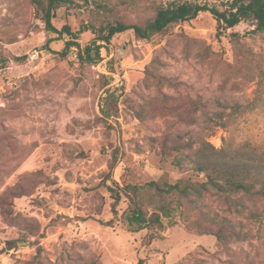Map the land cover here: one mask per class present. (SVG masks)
<instances>
[{
  "label": "rangeland",
  "instance_id": "rangeland-1",
  "mask_svg": "<svg viewBox=\"0 0 264 264\" xmlns=\"http://www.w3.org/2000/svg\"><path fill=\"white\" fill-rule=\"evenodd\" d=\"M182 1L232 0H65L55 30L30 0H0V264H264L262 200L228 205L211 190L156 231H131L124 194L113 211L108 186L204 178L188 158L163 160V137L204 138L218 160L264 170V31L251 18L226 29L199 12L147 40L128 29L93 65L64 52L65 25L83 47ZM213 213L244 238L220 245L188 224Z\"/></svg>",
  "mask_w": 264,
  "mask_h": 264
},
{
  "label": "trees",
  "instance_id": "trees-1",
  "mask_svg": "<svg viewBox=\"0 0 264 264\" xmlns=\"http://www.w3.org/2000/svg\"><path fill=\"white\" fill-rule=\"evenodd\" d=\"M30 2L46 28L55 30L52 25L54 10L65 0H30ZM199 12L212 14L218 27L231 28L240 21L251 18L256 29L264 31V0H232L224 10L196 2H172L158 7L154 16L143 22L125 23L115 20L108 23L94 41L83 47L75 41L76 36L67 25L63 26L62 31L59 32L67 33L71 37V40L65 41L64 52L74 46L77 48V58L80 63L93 65L102 60L103 43H109L114 34L132 29L136 39L147 40L154 34L161 33L167 26L193 18ZM238 106L234 105V108ZM228 108H230L229 105ZM180 136L175 135L172 139L162 138L160 142L161 158L166 160L170 157L172 163L177 167H182L183 160L188 158L192 163V169L203 173V179L195 181L190 178H180L175 182L151 180L141 185L108 186L114 212L115 205L119 203L122 194L130 200L126 218L131 226V231L144 228L152 231L162 230L165 226L164 218H171L177 210L184 211L186 205L196 203L203 193L211 190H214L228 205H237L240 202L239 198L232 197L236 193H242L253 203L262 200L264 215V170L262 167L248 161L233 163L218 160L211 152V149L213 150L211 144L204 138H200L198 141H194L192 138L184 141ZM197 142L196 156L184 153V149L193 150L192 147ZM173 151L177 153L173 154ZM188 224L196 225L205 233L215 236L220 245L227 244L232 238H244V235L236 229L235 224L229 218L216 213L210 215L206 225L199 223L198 219L191 220ZM16 243L17 239H11L7 241V246L10 249Z\"/></svg>",
  "mask_w": 264,
  "mask_h": 264
}]
</instances>
